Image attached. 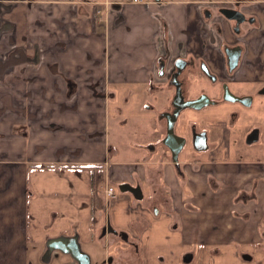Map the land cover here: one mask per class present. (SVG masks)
<instances>
[{"label":"crops","instance_id":"obj_1","mask_svg":"<svg viewBox=\"0 0 264 264\" xmlns=\"http://www.w3.org/2000/svg\"><path fill=\"white\" fill-rule=\"evenodd\" d=\"M109 1L0 0V264H78L59 249L42 259L49 240L74 236L96 264L112 253L99 237L107 222L138 245H124V264H256L244 254L264 218V191L246 202L253 192L235 181L257 173L198 158L183 162L185 175L149 155L112 162L107 96L139 87L169 100L157 75L166 44L171 55L184 47L223 74L219 43L236 36L226 34L230 22L219 23L218 8L241 6L264 29V0ZM206 8L213 18H204ZM253 52L248 65L262 47ZM108 159L113 184L139 183L141 200L117 190L106 202L100 174Z\"/></svg>","mask_w":264,"mask_h":264},{"label":"flooded vegetation","instance_id":"obj_2","mask_svg":"<svg viewBox=\"0 0 264 264\" xmlns=\"http://www.w3.org/2000/svg\"><path fill=\"white\" fill-rule=\"evenodd\" d=\"M134 2L131 0H125ZM152 0H145L142 2V4H150ZM103 4H109V0H102ZM137 3V2H135ZM123 3L119 2L118 5L121 6ZM225 8L234 9L241 14H235L237 18H229L226 16L221 10ZM213 12L211 9L206 8L204 10V18L205 19H211L214 17L212 14ZM216 17H219V23L222 22L224 19H226L228 22H230V30L231 34L236 36V40L230 41L227 38H222V40L219 43V48L221 51H223L225 55V69L223 74H219L213 70L210 69L208 64L205 61H198V59L194 56H192L184 47H182L179 51L178 56L171 55V52L169 50V45L164 43L166 46L163 50V53L160 55L157 63V75L160 78L166 79V86L170 87L172 93L169 100L164 101L162 92L158 90H154L153 92L157 95V100H160V103L163 105V107L156 112L157 117V125L159 127V138L156 140V145H151L149 152L150 154H153L157 146H161L164 151L166 152V155L170 157L171 160L166 161L170 165H172L174 168L177 169L179 173L182 175L184 174L183 171V162L186 159H182L185 157H192L194 156V151L204 153L211 149L214 144L211 141V137L205 129H198V125L190 121L188 125V129L184 127L183 125L180 126L179 119L181 114L187 110V109H194L191 107L184 108L175 125H174V131L177 135L185 138V144L181 151L179 152V162H180V169H178L175 165V162L172 159V149H179L181 146V140L180 139H171L168 140L170 142L171 147L166 145L164 143V139L168 134V123L169 119L165 116L166 114L173 113L176 109V103H181V95L180 99H176L177 92H178V86L176 83H180L181 87L179 90L182 92V97H184V101L193 100L201 95H208L211 100L214 103L208 104L207 106L201 108V109H194V110H204L206 108L210 107H218L219 113H218V120L216 127L219 131L223 127H231L232 129H235L238 133L244 134V143L246 144V148H249L250 150L257 152L253 153L255 157V161L252 162L253 171L257 174L249 181L244 182H236V187H238L240 190L244 191V193L247 191H252L251 194H245L243 195L244 201H250L255 200L257 196V191L264 190V181L262 178L264 177V58L260 57L259 61L252 62L250 65H248L247 60V54L250 50L251 52L255 51L258 52L259 48L262 47V51L264 52V29L261 27V21L259 19V16L257 14H253L249 11L243 10V8L240 7H233V6H227L223 5L218 8V14H216ZM162 28H168V22L166 17L160 16ZM219 30L221 34L225 33V30H223L222 23L218 25ZM262 32V33H261ZM250 36H260V42H256L254 39H250ZM238 52H241L239 60L236 62L233 61V58L237 55ZM178 59L185 60L186 62H180L177 61ZM165 64V65H164ZM236 64L232 69L231 66ZM9 69V68H8ZM207 69V70H205ZM207 80V84L203 86V81ZM194 84H201L203 89L200 91L199 94L195 96H190L189 89ZM233 85H236L238 87L237 91L233 88ZM227 86L229 90L238 97H244V102L241 101H232L225 98V91ZM151 95L152 92H149ZM112 95H115V93H111L107 98H109V101L111 100ZM249 103V104H246ZM182 104L183 100H182ZM150 108H154V104L151 102ZM111 106V102H110ZM255 108L256 112L254 115L252 113H249L247 110ZM223 132V131H222ZM221 132V133H222ZM206 133L207 142L203 141V134ZM202 135V136H201ZM208 146L206 150H198L197 148ZM108 151L110 152L109 155H112L114 153V148L111 145V143L108 146ZM150 157V155H149ZM166 157V156H165ZM165 159H161L160 161H164ZM195 160H197L195 158ZM150 161V159H149ZM158 161V162H160ZM187 161V160H186ZM193 161V160H192ZM110 160L108 159L106 162V169L104 172L100 174L101 181L104 183V194H105V188L107 186H110L113 188V197H106V202H110L111 199H115L118 197V191L121 190L120 186H116L113 184V181L111 180L110 175ZM112 174V173H111ZM234 182V183H235ZM127 183V182H125ZM131 184V183H129ZM132 186H137L139 183L131 184ZM142 186V185H141ZM136 198V197H135ZM107 206V203H106ZM248 215V214H246ZM262 221V219H261ZM258 223L260 221H257L253 224V228H256L258 226ZM110 224L107 222V224H104L100 230H99V237L102 241V245H105L108 248H112L113 254L111 253L109 255V264H124L125 258H128V250H132V252H135L137 250V244L133 242V240L130 239L128 234V240H125L123 236L119 233L126 232L122 230H117L118 234L110 233L108 229L104 231L105 226ZM262 242L258 244L253 241V245L251 248L250 253H245L244 258L246 260L254 261L256 264H264V229L262 230ZM118 237L119 241L115 242L111 239ZM107 238V239H106ZM124 245H128L129 249L124 247ZM53 251V250H52ZM52 251H48V247L45 251L44 259H46ZM260 254L261 258L258 260L254 259V254Z\"/></svg>","mask_w":264,"mask_h":264},{"label":"rangeland","instance_id":"obj_3","mask_svg":"<svg viewBox=\"0 0 264 264\" xmlns=\"http://www.w3.org/2000/svg\"><path fill=\"white\" fill-rule=\"evenodd\" d=\"M259 19L262 23L260 17ZM230 33L231 30L230 32L227 31L226 34L230 35ZM251 53L248 56V60H254V57H252L254 52ZM258 55L264 58V52ZM204 84H207V80L203 81V86ZM232 86L239 91L236 85L232 84ZM202 89L201 84H194L189 89V94L190 96H195ZM110 102V120L106 137L114 148V153L111 155L112 162L128 163L138 160L143 155H150L149 159L152 162H158L161 159H165L166 161L171 160L160 145L157 146L153 154L149 153L151 151L150 146L157 144L156 140L160 135L156 112L163 107L160 100H157L155 92H152L150 95L144 88L133 87L130 90L129 87H126L119 93L112 95ZM151 102L154 104V108H150L149 104ZM218 109V107H210L204 110L187 109L181 114L179 119L180 126L183 125L188 129L190 121L195 122L198 125V129L208 131L211 141L214 144L211 149L204 153L194 151V156L190 158H183L182 156V159L192 161L198 158L202 162H214L217 166L227 163L230 164L229 166H235L237 168L246 167L249 170L253 169L252 162L255 161L253 153L257 151L246 148V144L243 141L244 134L238 133L235 129L231 127H223L221 131L217 129ZM247 111L254 115L256 109L252 108ZM262 180L264 181V177ZM263 219L254 228L256 232L255 243L257 244L258 242L261 243L263 238ZM201 242L204 244V238ZM251 244L253 245V243ZM109 251H112L113 254L112 248H109ZM96 264H109V256L106 259L104 257L101 258Z\"/></svg>","mask_w":264,"mask_h":264},{"label":"water","instance_id":"obj_4","mask_svg":"<svg viewBox=\"0 0 264 264\" xmlns=\"http://www.w3.org/2000/svg\"><path fill=\"white\" fill-rule=\"evenodd\" d=\"M160 1V0H157ZM226 16H228L229 18H237V16L235 14H241L240 12L234 10V9H230V8H225L223 10H221ZM242 15V14H241ZM241 52H238L237 55L233 58V61L237 62L240 58ZM177 61L180 62H186L185 60L182 59H178ZM165 65V64H164ZM236 64H234L233 66H231V69L235 66ZM207 70V69H205ZM208 71V70H207ZM209 72V71H208ZM178 86V92H177V96L175 98V100L180 99V95L181 98L183 100L182 104V100L181 103H176V109L175 111L171 114H166L165 116L169 119V123H168V134L164 139V143L166 145H168L169 147H171L170 142L168 140L171 139H180L181 140V144H180V148L175 150L173 148L172 149V159L175 162V165L178 169H180V162H179V152L181 151V149L183 148L184 144H185V138L181 137L179 135H177L174 131V125L181 113V111L184 108L187 107H191L194 109H201L205 106H207L208 104L214 103L211 98L208 95H201L200 97L193 99V100H188V101H184V97H182V92L180 89L181 84L178 82L176 83ZM226 91H225V98L228 100H232V101H241L244 102L245 98L244 97H238L236 95H234L227 86H225ZM179 101V100H178ZM249 104V103H246ZM203 134V141L207 142V138H206V133H202ZM202 136V135H201ZM208 148V146H204V147H200L197 148L198 150H206ZM121 190L123 192H131L138 200H141L144 196L143 194V189L140 185L137 186H132L129 183H123L120 186ZM157 212V211H156ZM106 229H108V231L111 233H115L118 234L119 232L116 231L115 229H113V227L108 224L107 226H105L104 231H106ZM123 236V238L125 240H128V234L127 232H122L119 233ZM47 247H48V251H52L54 249H59L60 251H62L63 253H68L71 254L72 257L78 262V264H91V258L89 256L88 253L84 252L82 250V248L79 245L78 242V237L74 236L71 238H54L48 241L47 243Z\"/></svg>","mask_w":264,"mask_h":264},{"label":"built area","instance_id":"obj_5","mask_svg":"<svg viewBox=\"0 0 264 264\" xmlns=\"http://www.w3.org/2000/svg\"><path fill=\"white\" fill-rule=\"evenodd\" d=\"M131 1H134V2H137V3H142L145 0H131ZM105 194H106L107 197H113V188L110 187V186H107L105 188Z\"/></svg>","mask_w":264,"mask_h":264},{"label":"trees","instance_id":"obj_6","mask_svg":"<svg viewBox=\"0 0 264 264\" xmlns=\"http://www.w3.org/2000/svg\"><path fill=\"white\" fill-rule=\"evenodd\" d=\"M93 210H94V207H93Z\"/></svg>","mask_w":264,"mask_h":264}]
</instances>
